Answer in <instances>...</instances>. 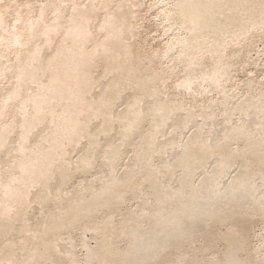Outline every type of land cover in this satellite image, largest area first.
Listing matches in <instances>:
<instances>
[{
    "label": "bare ground",
    "instance_id": "obj_1",
    "mask_svg": "<svg viewBox=\"0 0 264 264\" xmlns=\"http://www.w3.org/2000/svg\"><path fill=\"white\" fill-rule=\"evenodd\" d=\"M31 1L0 0V264H264V0H149L162 49L142 0Z\"/></svg>",
    "mask_w": 264,
    "mask_h": 264
},
{
    "label": "rangeland",
    "instance_id": "obj_2",
    "mask_svg": "<svg viewBox=\"0 0 264 264\" xmlns=\"http://www.w3.org/2000/svg\"><path fill=\"white\" fill-rule=\"evenodd\" d=\"M31 1V0H30ZM37 1H41V0H32L31 2L33 3V2H37ZM144 1H146V0H142V5H141V7L138 9L139 10V16L141 15V17L143 18L141 21H143L142 23L145 25V28H146V30H145V28L143 29L144 31H146L145 33L143 32V31H141V33H143V34H145V37H146V41H147V39H148V41L147 42H150L149 43V45H151V47L153 46V47H158L159 49H160V47H161V49H162V47L164 46H166L168 43H169V37H170V35L169 34H171V33H167V32H165V34L162 32V30H161V27H158V26H153V25H156L157 24V19H158V16H157V19H156V15H158L159 13V11L161 10V8H160V3H152V4H150V1L149 0H147L146 1V3L144 2ZM164 1V0H163ZM163 1H161V3L163 2ZM144 3V4H143ZM148 3H149V5H148ZM155 4H157L156 6L157 7H155L154 5ZM144 5H146L145 7H144ZM151 5H153V7L151 6ZM152 8H150V7ZM143 7H144V9H143ZM147 7V8H146ZM151 10H150V9ZM159 10H158V9ZM11 10H12V8H10ZM146 9V10H145ZM141 10V11H140ZM145 10V11H144ZM158 10V11H157ZM171 10V9H170ZM153 11V12H152ZM157 11V12H156ZM9 12H11V11H9ZM142 12V13H141ZM161 14V13H160ZM6 17H7V15H6ZM140 17V18H141ZM51 17H49V19H50ZM48 19V20H49ZM8 20H10V22L12 21V16H11V19H9V17H8ZM7 20V21H8ZM156 22V23H155ZM146 23H147V25H146ZM156 29H154V28ZM149 29H152V30H150V31H148ZM155 30V31H154ZM159 30H161V32L159 31ZM154 31V32H153ZM159 31V32H158ZM170 31V30H169ZM163 33V34H162ZM24 34V33H23ZM232 34L234 35L235 33H233L232 32ZM25 35V34H24ZM141 35V34H140ZM149 35V36H148ZM147 36H148V38H147ZM138 37H139V34H138ZM141 37H143L142 35H141ZM141 37H139L140 39H141ZM151 38V40H149L150 38ZM152 37H153V39H154V41H153V39H152ZM260 39H261V37H259ZM156 39V40H155ZM167 39H169V40H167ZM138 41H140L139 39H137ZM151 41H152V43H151ZM166 41V42H165ZM146 42V43H147ZM156 42V44H154V43ZM154 44V45H153ZM254 45L252 46L253 47V49L252 48H250L249 50L247 49V53H249V54H247V53H245V58L248 60V58H249V60H256V59H258L259 60V62H261V68H259L258 70H257V72L255 71V69H253L252 67H250V66H247V67H244V73L242 72V75L243 76H246V77H254L255 78V80L252 78V80H254V81H260V76L261 75H263V73H264V47H263V45H261L259 42H254L253 43ZM39 45H41V43H39ZM57 45V44H56ZM163 47V48H164ZM29 49H31V47L29 48ZM145 49H146V47H145ZM252 49V50H251ZM31 51H32V49H31ZM248 51H250V52H248ZM7 55H8V53H7ZM246 55H248V57H246ZM261 55V56H260ZM43 57V56H42ZM94 71V70H93ZM233 73H232V72ZM230 76L232 75L233 76V74H234V77H232L233 79H232V85H230V86H233V87H228V88H226L227 90L229 89V88H234L233 90H235V93H240L241 92V89L240 88H238L237 87V84L239 83V82H241L240 80H243V79H241V77L242 76H239V75H237L238 73H234V68L232 67L231 69H230ZM257 73V74H256ZM257 79V80H256ZM35 81H37V79L35 80ZM107 81V80H106ZM236 83V84H235ZM104 85H105V83H103ZM233 84H235V86L233 85ZM237 88H238V90H237ZM116 92H119V91H116ZM8 93V91L6 92V94ZM220 97V96H219ZM218 98V95H217V97H215V99H217ZM211 99H212V97H211ZM215 99H213V101H215ZM120 101H121V99H119V101H118V103H120ZM208 102V101H207ZM188 103V101L185 99L184 100V102H183V104L184 105H186V104ZM114 104H116L117 105V103H113V105L112 106H114ZM120 104H122V103H120ZM123 105H121V107H122ZM121 107H120V109H121ZM116 109V108H115ZM106 110V109H105ZM109 114H110V111H109ZM135 121V119H131V122L133 123ZM92 124V123H91ZM90 125V124H89ZM191 125V124H190ZM189 125V126H190ZM195 128V127H194ZM97 129V126H95L92 130H91V132H93L94 130H96ZM192 131H193V129H192ZM189 135H191V132H189ZM115 137H117V133H115V135H113V139H115ZM187 137H189V136H187ZM187 137L185 138V140L187 139ZM113 139H111V140H113ZM134 141H135V138H134ZM84 145V144H83ZM79 149H82V147H81V145L73 152V155L75 156L76 155V158H78L79 157V154H80V150ZM123 151H125V149L123 150ZM76 153V154H75ZM7 155H4V157H6ZM128 157V156H127ZM90 175V174H89ZM89 175H87V176H89ZM92 178H95V175H93V177H91V179ZM75 179H78V178H75ZM75 179H73L72 180V182L70 183V184H68V187H69V185H73V183H75ZM91 179H89V181H91ZM83 183H85V179H81V185H83ZM89 183H85V185H88ZM79 185V181H77V184H76V186H78ZM85 185H83V186H85ZM166 188V187H165ZM69 191V190H68ZM146 192V191H145ZM262 219V218H261ZM253 221H254V223H255V219H253ZM257 221H259V218L257 219ZM258 224V223H257ZM256 223H255V225H257ZM260 224V223H259ZM258 224V225H259ZM94 226V225H93ZM93 228V227H92ZM92 228H90V229H87L85 232H80V233H75V235L77 234V235H79V237H80V241H82L81 243H85L86 244V246L88 247V248H94V246H95V242L93 241V239H92V236H95V233H96V230L95 229H92ZM220 228V229H219ZM224 227L223 226H221V225H219V226H217L216 227V233L218 234H222V232L224 231V229H223ZM258 230H259V228L257 227H255L254 229H252V233H256V232H258ZM218 231V232H217ZM260 231H261V229H260ZM74 235V236H75ZM253 235V234H252ZM251 237H253V236H251ZM264 237V236H263ZM77 238V237H76ZM63 239H65L64 237H63ZM253 241H256L255 239H253ZM80 243V244H81ZM87 243H88V245H87ZM217 245H220L219 243L217 244ZM213 251H209V253H212ZM80 253V252H79ZM209 253H207V254H209ZM77 256H79V254H78V252H77V254H76ZM209 259H210V257H209Z\"/></svg>",
    "mask_w": 264,
    "mask_h": 264
}]
</instances>
